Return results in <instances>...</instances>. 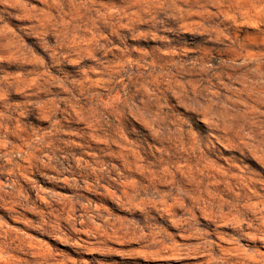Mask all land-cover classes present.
Masks as SVG:
<instances>
[{
    "label": "rangeland",
    "instance_id": "obj_1",
    "mask_svg": "<svg viewBox=\"0 0 264 264\" xmlns=\"http://www.w3.org/2000/svg\"><path fill=\"white\" fill-rule=\"evenodd\" d=\"M0 264H264V0H0Z\"/></svg>",
    "mask_w": 264,
    "mask_h": 264
}]
</instances>
